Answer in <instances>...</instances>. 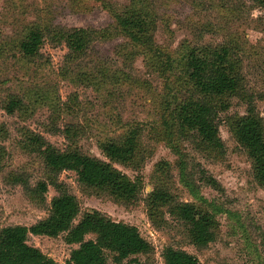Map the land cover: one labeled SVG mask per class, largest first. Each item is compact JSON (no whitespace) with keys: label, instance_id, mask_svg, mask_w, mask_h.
<instances>
[{"label":"rangeland","instance_id":"374dc122","mask_svg":"<svg viewBox=\"0 0 264 264\" xmlns=\"http://www.w3.org/2000/svg\"><path fill=\"white\" fill-rule=\"evenodd\" d=\"M135 1L153 15L151 41L144 44L131 42L114 19L132 0H0V230L47 218L60 183L79 205L74 224L97 211L99 226L105 219L132 225L150 245L120 263L105 252L108 264H163L167 247L198 264H264V185L231 127L252 107L264 134V12L251 0ZM31 28L41 30L43 40L37 55L24 58L18 43ZM79 28L104 31V37L72 53L58 35ZM205 45H231L238 61L239 89L218 117L221 150L202 146L192 134L177 136L173 129L169 135L162 125L182 98L188 48ZM133 130L134 156L112 163L137 186L129 200L82 186L73 171L50 176L31 140L40 136L60 151L108 162L101 147ZM43 181L47 189L40 195ZM155 192L166 201L152 206ZM183 203L214 213L213 241L198 246L190 240L174 213ZM66 237L29 234L27 244L66 264L78 246Z\"/></svg>","mask_w":264,"mask_h":264},{"label":"trees","instance_id":"16d2710c","mask_svg":"<svg viewBox=\"0 0 264 264\" xmlns=\"http://www.w3.org/2000/svg\"><path fill=\"white\" fill-rule=\"evenodd\" d=\"M140 1L143 5L147 2ZM251 1L264 12V0ZM131 4L124 11L115 12L116 26L131 42L147 43L151 41L153 15L145 7H136L139 1L132 0ZM103 32L79 28L60 30L58 36L72 53L81 54L95 37H104ZM42 40L41 30L29 29L18 43L20 54L24 58L37 55ZM233 50L231 45L188 48L180 72L182 98L170 109L169 119L162 124L167 128L166 133L171 135L174 129L177 136L194 135L204 147L213 150L223 148L219 138L218 117L220 112L227 109L228 99L236 94L240 86L238 61L235 60ZM165 104L168 111L169 100ZM7 111L11 112V107H7ZM231 127L234 137L252 162L255 178L264 185V134L261 118L250 107L246 115L234 120ZM137 136V131L133 130L120 142L104 144L101 151L108 162L76 150L60 151L40 136L35 135L31 140L33 150L42 157L44 168L50 176L66 170L73 171L82 186L104 189L117 199L129 200L135 197L137 186L115 169L112 163L124 164L132 159ZM46 189L47 183L43 181L38 184L37 192L42 195ZM56 190L58 194L51 201L47 218L29 227L14 225L0 230V264H59L37 248L29 246V234L55 238L61 233H67L66 241L78 246L71 250L66 264H108L105 252L113 255L115 263H120L130 256L150 250V245L132 225L105 219L102 226H99L100 215L97 211L84 213L74 224L79 214L75 197L60 183L56 184ZM149 198L152 199V206L166 201V195L161 192L152 193ZM174 213L186 223L187 234L195 245L205 246L214 240L217 228L214 213L188 203L175 206ZM88 234H94L95 239L85 240ZM162 259L163 264H198L194 256L169 247L164 249ZM131 264L143 263L134 259Z\"/></svg>","mask_w":264,"mask_h":264}]
</instances>
